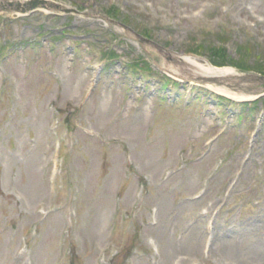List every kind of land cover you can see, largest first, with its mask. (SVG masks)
I'll use <instances>...</instances> for the list:
<instances>
[{
	"label": "rangeland",
	"instance_id": "obj_1",
	"mask_svg": "<svg viewBox=\"0 0 264 264\" xmlns=\"http://www.w3.org/2000/svg\"><path fill=\"white\" fill-rule=\"evenodd\" d=\"M24 1L0 0V264H264V78L210 55L264 72V0Z\"/></svg>",
	"mask_w": 264,
	"mask_h": 264
},
{
	"label": "bare ground",
	"instance_id": "obj_2",
	"mask_svg": "<svg viewBox=\"0 0 264 264\" xmlns=\"http://www.w3.org/2000/svg\"><path fill=\"white\" fill-rule=\"evenodd\" d=\"M200 73L203 74V75H207V76L208 75H214V76H219L220 77V76H226V75L232 73V69H230V68L217 69V68H212V67L208 66V67H203L201 69ZM215 82H217V80H215L214 82H209V83H212L211 85H212V87H215V90H217V91H219L221 93H224L225 95H227V96H229L231 98H237V99H244L245 98L244 96H241V95H239L237 93L229 92L225 88H222L220 86H215V84H213ZM171 250H172V247H171Z\"/></svg>",
	"mask_w": 264,
	"mask_h": 264
},
{
	"label": "water",
	"instance_id": "obj_3",
	"mask_svg": "<svg viewBox=\"0 0 264 264\" xmlns=\"http://www.w3.org/2000/svg\"><path fill=\"white\" fill-rule=\"evenodd\" d=\"M45 3V0H30L24 5V8H22V12L26 10H33L38 7H44ZM65 12H71V10H65Z\"/></svg>",
	"mask_w": 264,
	"mask_h": 264
},
{
	"label": "trees",
	"instance_id": "obj_4",
	"mask_svg": "<svg viewBox=\"0 0 264 264\" xmlns=\"http://www.w3.org/2000/svg\"><path fill=\"white\" fill-rule=\"evenodd\" d=\"M218 52H220V51H218ZM240 67H243V66H241V65H239ZM251 69H253V70H255V71H260V72H263L262 70H260L261 68L259 67V66H253V67H251ZM264 73V72H263Z\"/></svg>",
	"mask_w": 264,
	"mask_h": 264
}]
</instances>
